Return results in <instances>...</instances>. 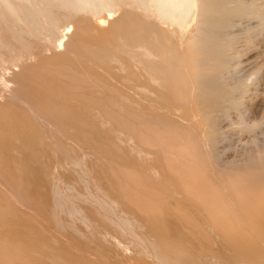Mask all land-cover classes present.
<instances>
[{"label":"bare ground","instance_id":"6f19581e","mask_svg":"<svg viewBox=\"0 0 264 264\" xmlns=\"http://www.w3.org/2000/svg\"><path fill=\"white\" fill-rule=\"evenodd\" d=\"M243 3L0 0V264H264V147L213 153Z\"/></svg>","mask_w":264,"mask_h":264},{"label":"rangeland","instance_id":"374dc122","mask_svg":"<svg viewBox=\"0 0 264 264\" xmlns=\"http://www.w3.org/2000/svg\"><path fill=\"white\" fill-rule=\"evenodd\" d=\"M242 1H244V3H245L244 7H246V5H248L246 7L247 13L244 15L246 18L242 17L243 18L242 19L241 17H239L241 19H237L238 21H236V19H235L234 20L235 25L234 24L232 25L233 31L230 29L231 31L229 30L228 35L230 32L231 33L235 32L232 34L230 33V36H229L230 37L229 40H230V43L232 44V48L234 50L236 49L237 53L240 55L245 53V56H243L244 58L242 57L240 62L238 61L239 65L237 63L238 69H236L237 72H236V70L234 71L236 73H233V78L234 79L236 78L235 81H240V82H243L245 84L249 83V86L251 85L250 91L252 93H250V95L247 96V97H249L248 99H247V97L245 98V100H244L245 102L242 104V106L237 111H234L236 113L231 112L229 114L231 116V118L229 116L228 119L225 120V124H224L225 126L223 125V127L219 129V131L220 132L222 131V132L221 133L219 132V135H218L219 140H217V142H218V143L216 142L217 144L215 143L216 145L214 144L216 146V148H214V146H213V148H214L213 153H214V158L218 159V160H216V163L218 162V165L223 167V168H230V167L236 168L237 166L241 167L242 165H244L247 162V158L250 155L256 154L258 152V150L260 151V149H262L264 147V119H261V117L264 118V43H263L264 42V8H263L264 7V0H242ZM251 1H253V2H251ZM255 1H257V3H254ZM244 3H243V5H244ZM250 7L251 8L255 7L256 10H253ZM247 8H250V9H247ZM248 11H249V13L251 11H254V12H251L252 15H250L248 13ZM255 11H257V12L255 13ZM259 11L262 12V14H260V13L257 14ZM254 13H255V15H254ZM247 14L250 16V18H249V16L247 17ZM247 18H249V19L246 20ZM243 35H245V37ZM231 36L235 37V39L231 38ZM255 39H256V41H255ZM244 44H245V46H244ZM234 46H235V48H234ZM245 49H247V50H245ZM248 51H250V52H248ZM251 61H252V63H251ZM242 64H244V65H242ZM236 74H237V76H236ZM254 74L256 76H254ZM234 76H236V77H234ZM251 77H253V78H251ZM250 78L252 79V81ZM255 119H256V121L259 119L262 121L260 128L257 131H255L256 133L254 132V134L253 133H250V134L244 133L243 134L241 129H240L241 132L238 131V128H240V126H239L240 124L244 123L245 125H250L249 123L250 122L252 123L253 120H255ZM260 120L257 122L260 123ZM235 121H236V124L238 121L240 123V124L238 123V126H237L238 128H236V126H235L236 125ZM240 121H242V122H240ZM256 121H254V122H256ZM233 123H234V126H231V125L228 126V124L233 125ZM226 126H227V128H225V130H224L223 128ZM230 126H231V128H230ZM221 129H223V130H221ZM219 163H221V164H219ZM230 164H232V165H230Z\"/></svg>","mask_w":264,"mask_h":264}]
</instances>
